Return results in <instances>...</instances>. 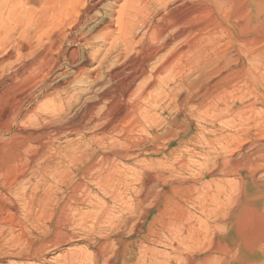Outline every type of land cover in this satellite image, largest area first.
<instances>
[{"label":"bare ground","instance_id":"6f19581e","mask_svg":"<svg viewBox=\"0 0 264 264\" xmlns=\"http://www.w3.org/2000/svg\"><path fill=\"white\" fill-rule=\"evenodd\" d=\"M245 3H247L245 0H0V235L12 234L15 227H19V232L23 230L21 226L23 223L19 221L21 217L17 216L22 213L20 212L23 210L22 206L28 214V216L26 214L27 221L33 225L35 222L38 225L41 218H46L43 215L49 213L48 218L51 222L53 212H57L58 216L54 214L57 220L54 224L52 223L57 225L55 228H59L60 225L61 227L66 224L70 225L74 221L75 218L71 217L72 220L69 223V210H81L82 212V209L86 208V211L83 212H89L83 213L84 216L91 217L96 213L93 220L95 225L91 226L97 227L98 230L102 229V223L105 220L106 224L114 222L111 217L110 219L107 217L108 220L104 217V212L107 214L108 210H112L111 204L108 205L110 201H121L122 209L119 211L122 213L127 209L131 196L135 199L136 207L139 205L142 207V204L150 196L155 200L153 206L151 205L152 208H141V210L139 208L138 214L135 212L137 217L133 215L137 219L133 220L132 225L130 224L134 217L130 218L122 213V220H119V223L121 221V227L118 226L120 230L130 226L131 231L133 230L136 235V232L143 231V224L149 218L151 210L158 209L161 206V200L168 201L170 199L168 194L171 191L175 192V187L168 186L173 182L172 176L169 178L171 171L173 173L179 167L181 169L189 166L187 156L196 158V155H200L197 157L200 158L201 164H207L210 151H215L217 156H215V160L213 159L211 167L208 169L204 166L205 169L207 168L204 170L207 171L208 179L205 181L204 179L203 181L192 180L183 186L187 189H184L186 192L190 191L189 203L192 210L198 212L199 216L187 209L186 212H188H185V216L179 215L182 210H177L179 216L174 212L177 217H170L169 213L166 215L165 211L162 213L159 211V214L152 219V221H159L158 227L153 229V236H156V240L163 236L160 231H166L171 239L174 236L177 238L174 233L184 232V235H180L178 243L175 244L176 247L173 246L174 244H170L174 250V252L170 251V254L175 253L176 255H172L171 258L164 255L163 258L168 257H165V260L157 258L156 255L152 258L149 246L145 245L139 247L136 253L134 252L136 257L129 264H181L183 260H187L186 264H242L241 259L245 253L253 255L256 252L254 243L257 240L264 243V217L260 216V212L256 211L257 209L253 206V202L261 203L264 210V183L262 184L259 180L260 176L258 181L255 177L257 168H260L256 162L264 161V139L259 140L258 145H253L256 147L255 149L248 147L249 151H246L244 148L247 149L246 146H249L248 143L251 142L248 140L252 139L249 130L244 135L240 134L241 132L239 134L233 132V130L227 132V129L201 132L200 128H208L206 120L200 124L195 122L198 118L202 120V117L207 118L211 115L213 117L222 110L230 112L229 115L238 114L236 117L239 118L238 120L234 118V115H231L236 123L239 121L238 126L240 122L243 121L242 124L245 122L247 115H243L244 117L240 121L242 114L241 117H238L240 111L236 107L237 104L234 109H231L230 103L227 102L230 107L226 104L227 94L222 95L223 89L221 91L219 88L223 87L218 84L217 79L215 78L216 80L214 79L213 82L208 80L210 72L212 73L209 68L211 64L221 60L227 65L235 56L234 52L232 56L229 55L228 50L217 51L218 47L215 46L218 42L217 39L220 38V35H216L218 29L228 36L227 39L235 40L237 38L234 36H239L241 39L238 38L237 41L239 40L240 45L243 42L246 43L243 37H246L247 28L245 27L247 24L245 23L246 26H244V22L236 23L237 20L234 21V24L232 22L241 16L242 12L245 13V9L249 5L248 3L245 8L243 6ZM239 12L241 13L238 15ZM250 12V15L248 14L250 17H257L259 14L258 12L254 14L253 10ZM247 18L249 19V17ZM252 32L254 31L252 30ZM229 39L227 41H230ZM207 41L211 45L213 43L214 46H210L209 43V46L206 45ZM239 42L237 43L239 44ZM106 45L107 47H105ZM250 50L242 53L246 63H241L240 67L243 68H239V70L242 69L244 74L242 75L247 77L250 82L256 83L255 70L260 66L262 51L259 53L257 48ZM237 57L234 58L235 62L238 60ZM217 58L218 60H215ZM230 66L232 67V64ZM222 67L225 66L223 65L219 69ZM239 70L230 68L226 72L227 75L232 76L236 72H241ZM219 71L217 70V72ZM257 72L259 71L257 70ZM245 81L247 83V80ZM227 82L229 83V81ZM218 85H220L219 88ZM236 86L238 85L235 84ZM249 86L251 87V85ZM224 90L227 92V89L224 88ZM228 91H230L229 88ZM248 91L246 90L245 95ZM233 94L235 96V93ZM238 94L240 93L238 92ZM253 95L255 97L254 92ZM229 98H232V95ZM257 99L254 100L257 101ZM251 101L250 98L247 103ZM251 105L248 106H254ZM241 107L245 106L239 108ZM245 108H247V104ZM245 108H242V111ZM249 110L251 111L252 108ZM252 112L253 115L256 113L254 110ZM231 116L230 119H232ZM224 117L221 118L224 119ZM228 120H223L222 124H225L224 121L229 122ZM230 124L229 122V126ZM245 125L247 124H244V127ZM231 126L234 127L235 123ZM212 129H216V127ZM259 135L264 136V133L261 135L259 130ZM71 136H76L78 139L70 140ZM216 140H220L221 143L214 144ZM217 144L218 146H216ZM251 144L253 143L251 142ZM230 153L234 155L229 156ZM190 162L188 161V163ZM192 163L194 164V161ZM170 167L173 169L170 170ZM240 168H247L244 175L239 174ZM153 169L159 171H153ZM199 170L200 168L197 171L199 172ZM189 172L193 173L190 170ZM233 174L241 180L245 179L246 182H250L254 188L251 197L246 199L250 207H244L242 212L233 210V208L232 210L227 208L228 211L227 209V212L225 211L226 200H230V197H227V189L229 185L233 184L228 185L226 178ZM175 175L177 176V173ZM179 176L181 175L179 174ZM172 179L174 180V178ZM90 182H93V186L96 185V187L90 189L88 187ZM52 183L54 185L49 186ZM60 183L65 184V189H61V192L60 186H57ZM234 184H236L235 181ZM53 186L56 189H53ZM38 188L40 193L36 191ZM231 189L228 193H231ZM92 191L94 192L92 193ZM58 192L61 193L59 197L55 196ZM99 192L101 194L104 192L105 196H103L108 203L106 206H100V200L99 207L95 204L97 202L92 201L94 198H99ZM236 192L238 193V191ZM186 194L188 195V193ZM186 194L184 193L182 196H187ZM193 194L198 197H194ZM242 196L245 198L244 190ZM238 198L241 197L236 199ZM106 200H104V204ZM132 202L134 203V200ZM162 204L165 206L166 203ZM49 205H53V208L50 206V210ZM129 207L131 206L129 205ZM132 208L134 207L132 206ZM19 212L20 214H18ZM67 213L69 217H66ZM81 215L79 216L81 217ZM17 217L19 220L16 219ZM61 217L66 220H61ZM67 218L69 219L67 220ZM114 218L116 219V217ZM118 219L121 218L117 217V221ZM81 220L79 221L81 222ZM23 221L25 220L23 219ZM87 223L89 224V222ZM87 223H82L84 230L79 228L82 229V232L86 231L84 225ZM106 224L104 223L105 226ZM109 225L107 226L110 228L111 225ZM115 226L117 228V225ZM211 227L214 232H227V240L226 237L216 236L214 238L215 233L210 234ZM43 228L45 229L42 232L45 233L47 226L45 225ZM109 228L105 229L109 231ZM48 230L46 231L48 232ZM107 230L106 232H108ZM60 231L57 232V235L54 234V238H46V240L49 239L47 242L52 240L53 243H51L56 246L57 244L54 242L58 239L55 236L67 237V233ZM86 232L88 233L89 230ZM86 232L84 233L86 234ZM43 233L41 236L47 235ZM122 233L113 232L111 236L115 242L109 240V243H115V245L118 243L116 250L113 251L116 254H114L113 260L105 255V252H110V250H108V239H104L97 246L87 244L94 250L92 262L91 258L90 260L86 259L90 254L87 255L85 248L83 250H85L86 257L82 256L88 262L80 261L81 256L77 252H72L65 256V262L62 260L63 264H117V260L118 262L120 260L119 264H127L122 256L126 252L128 253V246L134 243V239L132 241L125 240ZM232 234H236L240 241L234 247L233 252H229L228 237H231ZM211 235H214L212 245L215 246V250L205 256L203 254V257L200 255L199 258L184 250L188 255L183 254L184 257H180L182 251L177 245H183L188 250H199L202 246L206 247L204 246L206 241L208 243L211 241ZM17 236L22 238L20 235ZM14 238L13 240L18 239ZM68 238L71 239V237ZM68 238L66 239L68 240ZM149 239L151 238L149 237ZM97 240L99 239L97 238ZM19 242L21 243V241ZM164 242L166 243L165 240ZM207 242L206 244H208ZM159 243L162 244L163 241H159ZM165 243L162 245L166 248L168 243L166 245ZM45 245L44 241L38 244V248L33 246V253L27 258L45 254ZM9 250L7 249V252ZM261 250L264 252L263 249ZM81 252H83L82 249L79 253ZM18 255L21 256L20 253ZM248 264H256V262ZM261 264H264V261Z\"/></svg>","mask_w":264,"mask_h":264},{"label":"rangeland","instance_id":"374dc122","mask_svg":"<svg viewBox=\"0 0 264 264\" xmlns=\"http://www.w3.org/2000/svg\"><path fill=\"white\" fill-rule=\"evenodd\" d=\"M247 3H245V4H243V6L246 8V6L248 5V3H249V5H248V7L246 8L247 9V11H246V9H245V13L244 12H239L238 13V15L240 14L241 16H239L238 18H235L234 20H232V22H233V24H234V21H236V23H242V22H244L243 24H244V26H246V24H247V26L245 27V28H247V31L245 32V35H246V37H243L244 38V40H245V44H244V42L240 45V42H239V40L241 39V38H239V36H234V37H236L237 39L239 38V40L237 41V39H235V40H232V39H229L230 41H227L228 39H227V35L221 30V29H218V32L216 33V35H220L219 37L221 38H219V39H217V41L218 42H216V48H217V51H223V50H228L230 53H228L229 55H233L234 53V58L236 59V56H238L237 58H238V60H237V62H235V60H234V58L233 59H231V61H229V63L227 64V65H225V62L224 61H221V60H219V61H216L215 63H213V64H211L210 65V71H212V73L210 72V74H209V79L208 80H210L209 82H213L214 81V79L216 78L217 79V81H218V84H220L221 85V87H223V88H219L220 87V85H218V88L222 91V89H223V94L222 95H226L227 97H226V99H225V101H226V104H228V103H230V105H231V109H234V107L236 106V104L238 105V106H236V107H238V111H240L239 112V114H240V116H238V117H241V114H242V117H241V119H240V121H242V119H243V117L245 116V115H247L246 116V118H245V122H244V124H247V125H245V127H244V124H242L243 123V121H242V123L240 122V125L238 126L237 124H239V121L236 123V120H238L236 117H237V115H235V114H231V115H234V118L236 119H234L231 115H229L230 114V112L229 113H227V112H225V110H222L221 112H216L217 113V115L215 114L213 117H211V116H207V118L206 117H202L203 119L201 120V118L199 119H196V121L195 122H199L198 124H200V123H204L205 121H203V120H206V122L205 123H207L208 125V128L207 127H205V128H200V130H201V132H205V131H211V130H226L227 132H230V131H232L233 130V132H236V133H240V134H242V135H244L245 134V132L246 131H248V132H250L251 134H252V139L250 140H248L249 142L251 141L253 144H251V142L250 143H248V145L249 146H246L247 147V149L246 148H244L246 151H249L248 150V147H249V149H252L251 147H253V149H255L256 147H254V146H256V144L258 145V141L259 140H261L262 138L264 139V136L262 135L263 133H264V0H245ZM252 4H251V3ZM259 3V4H258ZM254 5V6H253ZM258 6V7H257ZM250 7V8H249ZM250 10L252 11L253 10V13L255 14V12H258L259 14H258V16L257 17H250V16H248V14L250 15ZM257 10V11H256ZM247 14V15H246ZM245 15V16H244ZM203 16V15H202ZM202 16H201V18H202ZM241 17V18H240ZM247 17H249V19L247 18ZM201 18H200V20H201ZM206 18V17H205ZM239 19H240V21H239ZM242 20V21H241ZM258 20V21H257ZM247 21V22H246ZM249 21V22H248ZM220 22V21H219ZM258 22V23H257ZM235 23V24H236ZM246 23V24H245ZM252 23V24H251ZM251 24V25H250ZM249 26V27H248ZM252 26V27H251ZM250 28H251V30H250ZM254 28V29H253ZM221 30V31H220ZM252 30L254 31V32H252ZM221 33H220V32ZM250 31V32H249ZM223 32V33H222ZM248 32V33H247ZM257 32V33H256ZM219 33V34H218ZM247 33V34H246ZM251 34V35H250ZM203 36V35H202ZM250 36H252L253 38V40L251 39V37ZM248 37V38H247ZM255 37H257V38H255ZM218 38V37H217ZM222 38H223V40H222ZM251 40H250V39ZM260 39V40H259ZM226 40V41H225ZM210 41V40H209ZM220 41H223V42H221L220 43ZM239 42V44L237 43V42ZM258 41V42H257ZM211 42V41H210ZM210 42H206L207 44L206 45H208V43H209V45L210 46H214V44L212 43V45H211V43ZM225 42V43H224ZM255 42V43H254ZM227 43V44H226ZM219 44H220V46H219ZM223 44V45H222ZM226 44V45H225ZM236 44V45H235ZM238 44V45H237ZM208 45V46H209ZM222 45V46H221ZM240 45V46H239ZM253 45V46H252ZM225 46V47H224ZM240 47V48H238V47ZM242 46V47H241ZM105 47H107V45L105 46ZM221 47H223L222 49H221ZM237 47V48H236ZM250 47V48H249ZM228 48V49H227ZM231 48V49H230ZM244 48V49H243ZM258 49V52L259 51H262V53L260 54V66H259V68L257 69L259 72H257V70H255L256 72V76H257V82L255 83H252V82H250L249 80H248V78L246 77L245 78V76H243L244 74H243V72H242V69L241 70H239V68H243V67H240V64L241 63H246V59H243V55H242V53H244V51H251L250 49ZM101 49H103V48H101ZM230 49V50H229ZM239 49H241V50H239ZM248 49V50H247ZM231 51H232V53H231ZM234 52V53H233ZM239 52V53H238ZM238 53V55H236ZM260 53V52H259ZM241 55V56H240ZM241 57H242V59H241ZM215 58V57H214ZM215 60H218V58L217 59H215ZM234 60V61H233ZM233 61V62H232ZM242 61V62H241ZM223 62H224V64H223ZM218 63H219V65H218ZM222 63V64H221ZM217 64V65H216ZM232 64V67L230 66ZM94 65V64H93ZM225 66V67H222L221 69H219V67H221V66ZM238 65V66H237ZM218 68H217V67ZM229 66H230V68L232 69V68H234V70H239V71H241V72H236L235 74H232V76L231 75H227L228 73L226 72V70H228V69H230L229 68ZM212 67V68H211ZM214 67V68H213ZM215 68H217V69H215ZM226 68H228V69H226ZM214 69L216 70L215 72H214ZM224 69H226L225 71H224ZM217 70L219 71V72H217ZM213 72H214V74H213ZM218 74H217V73ZM225 72V73H224ZM221 75H220V74ZM222 73H224L223 75H222ZM237 73H239V74H237ZM240 73H241V75L243 76H241L240 77ZM258 73V74H257ZM216 74V75H215ZM225 74H226V76H225ZM260 74V75H259ZM237 75H239V76H237ZM228 76H231V77H228ZM234 76V77H233ZM235 76H237V77H235ZM259 76V77H258ZM223 77V78H222ZM226 77V78H225ZM213 78V79H212ZM219 78V79H218ZM229 78V79H228ZM239 78V79H238ZM242 78H243V80H242ZM215 79V80H216ZM225 79V80H224ZM236 79H238V80H236ZM240 79H241V82H240ZM247 80V83H246V81L245 80ZM225 82H224V81ZM234 80V81H233ZM227 81H229V83H230V85H229V83L227 82ZM242 81H243V83H242ZM236 82V83H235ZM238 82V83H237ZM240 82V83H239ZM228 83V84H227ZM236 85H238V86H236L237 88H240V89H237L236 87H235V84ZM243 84V86H242V84ZM245 83V84H244ZM249 83V84H248ZM257 84V85H256ZM224 85H226L225 87H224ZM247 85V86H246ZM249 85H251V87L249 86ZM261 85V86H260ZM234 86V87H233ZM249 86V87H248ZM233 87V88H232ZM244 87V88H243ZM245 87H248L250 90L248 91V88H246L245 89ZM253 87V88H252ZM256 87H257V89H256ZM224 88L225 89H227V92L224 90ZM228 88H229V90L230 91H228ZM237 90H239V91H237ZM243 88V89H242ZM259 88H260V90H259ZM218 89V90H219ZM254 89V94H255V97H254V95H253V92H252V90ZM233 90H235L234 92H233ZM242 90H244V92H242ZM246 90L248 91L247 92V95H245L246 93ZM238 92L240 93V94H238ZM233 93H235V96L237 97L238 95V99L235 97V96H233L234 94ZM242 93H243V95H242ZM251 93V94H250ZM259 93V94H258ZM262 93V94H261ZM256 94H257V96H256ZM232 95V98H229L230 96ZM241 95H242V97H241ZM246 97H245V96ZM262 97H261V96ZM244 96V97H243ZM259 97V98H258ZM227 98H229L228 100H227ZM242 98V99H241ZM246 98V99H245ZM250 98H251V102H248L247 103V101H250ZM253 98V99H252ZM258 98V99H257ZM244 99V100H243ZM254 99H257V101H255ZM261 101H260V100ZM247 100V101H246ZM232 101V102H231ZM260 101V102H259ZM228 102V103H227ZM234 102V103H233ZM247 104V108H245L246 107V104ZM256 102V103H255ZM240 104H242V105H240ZM252 104V105H251ZM229 105V104H228ZM230 105H229V107H230ZM245 106V107H241V108H239L240 106ZM248 105H251V106H253V107H250V106H248ZM257 105V106H256ZM233 106V107H232ZM255 107H259L258 109L257 108H255ZM242 108H245V109H243V111H242ZM251 109L252 108V110L251 111H253L254 110V112H256V113H254V115H253V112L251 113V111L249 110V109ZM255 109H257V111H255ZM259 110V111H258ZM248 111V112H247ZM242 112V113H241ZM246 114H245V113ZM262 112V113H261ZM224 115H223V114ZM251 113V114H250ZM221 114V116H218V115H220ZM228 115V117H226ZM244 115V116H243ZM218 116V117H217ZM226 118H225V117ZM230 116H231V118L232 119H230ZM248 116H250V117H248ZM215 117V118H214ZM224 117V119H222V118ZM206 118V119H205ZM214 118V119H213ZM218 120H217V119ZM221 118V119H220ZM229 120H228V119ZM260 119V120H259ZM199 120V121H198ZM212 121V125L210 124V122ZM222 120V121H221ZM223 120H228L232 125H234V123H235V126L234 127H232L231 126V124H230V126H229V122H225L224 121V123L225 124H222L223 123ZM231 120V121H230ZM235 122H234V121ZM209 121V122H208ZM221 123H220V122ZM233 121V122H232ZM217 122H219L220 123V127H222V128H220L219 127V123H217ZM247 122V123H246ZM256 122V123H255ZM258 122V123H257ZM196 123V124H197ZM241 124L243 125L242 127H241ZM210 125V126H209ZM217 125V126H216ZM225 125V126H224ZM236 125H237V127H236ZM252 125V126H251ZM256 125V126H255ZM212 126V127H211ZM216 127V129H212V128H214V127ZM229 127V128H228ZM236 127V128H235ZM244 127V128H243ZM207 128V129H206ZM218 128V129H217ZM234 128V129H233ZM246 128H248V129H246ZM237 129V130H236ZM244 129V130H243ZM257 129H259L260 130V134L262 135V136H260L259 135V130L256 132V130ZM243 130V131H242ZM262 131V132H261ZM252 132H254V133H252ZM257 135H259L258 137H257ZM72 137V139L71 138H69L70 140H77L78 139V137L76 138V136H71ZM75 138V139H74ZM259 138V139H258ZM83 139H85V138H83ZM68 140V139H67ZM255 141V142H254ZM257 141V142H256ZM216 143H221L220 142V140H216V142H214V144H216ZM218 144L216 145V146H218ZM237 144H239V143H237ZM252 146H251V145ZM254 145V146H253ZM262 146H263V144H262ZM263 148H264V146H263ZM237 150H238V147H237ZM261 152H262V150H261ZM215 155H214V154ZM212 154V155H211ZM234 155V154H233ZM232 155V153H230L229 154V156H233ZM197 156H199L200 157V155H196V158H191V156H187L186 158H187V160L190 162H192V161H194V164L192 163L191 164V162L190 163H188V161H187V164L189 165V166H186V167H182L181 169H182V171H181V169H180V167L178 168V170H176V172H173L172 173V171H171V174L169 175V178H171V176H172V178H174V180L176 181L175 183H174V180L171 178V180L173 181V182H171V184H169L168 186H170L171 185V187H175L174 189H175V192H173V191H171L169 194H168V197L170 198L168 201H163V199L161 200V202H160V204H161V208L159 207L158 209L156 208V209H152L151 210V212H150V214H149V218L147 219V221L143 224V231H140V232H136V235L134 234V231L132 230L131 231V228H130V226H129V228H126V229H122V230H120V227H121V221H120V223H119V220H122V213L124 214V215H126V216H129L130 218H133L134 216H136L137 217V214H138V212L141 210V208H152V206H153V204H154V202H155V200H153L152 199V197H148L147 198V200H146V202L147 203H150V204H147L146 202H144L143 204H142V207H140V205L139 206H135L134 204H136V202H135V199L131 196V200H130V202L128 203V206H127V209H125L122 213L119 211L120 209H122V202L121 201H117V200H114V201H110V203L108 204L107 203V200H106V198L104 197L105 195L102 193L101 194V192H99L100 194H98L99 196V198L97 199V198H94L92 201H95V202H97V203H95L96 205H98V207H99V200L101 201V204H100V206L102 205V206H106L107 204L108 205H110L111 204V211H109L108 210V212H107V214L104 212V217L105 218H109L110 219V217L112 218V220L114 221L113 223H108V224H106L107 222H105L104 221V217H103V212H102V218H103V221H104V223L106 224V226L104 225V223H102V229H101V231H100V229H96V228H93L94 227V223H93V220L95 219V216H96V213L95 214H92L91 215V217H87V216H84L83 215V213H87V212H89V211H87V212H83V211H86V208L85 209H82V212H81V210L80 211H77V210H74V209H71V211L69 210L68 212H69V216H70V219L69 218H67V220L69 219L70 220V222L69 223H71V220H72V218L74 219V221L69 225V224H66L64 227H61V225L59 226V228L57 227V228H55L56 226L55 225H53L54 223H55V220H57V218L55 217V215H56V213L57 212H53V215H52V217L53 218H51V222L49 221V219L50 218H48L49 216V214L47 215V214H45V215H43V216H46V218L48 219V222H46V218L45 217H43V218H41L40 219V221L38 222V225H37V223L35 222L34 224L35 225H33V223H30V221H27L28 219V214H27V212H26V209L22 206V208H23V210H21L20 212H22L21 214H20V212L18 213V214H20V215H17L18 217H23L22 219L20 218V220L18 219V217L16 218L17 220H19V221H21V223H25L26 224V226H25V224H24V227H23V224L21 225L22 226V229L23 230H20V232L21 233H23V231H25L23 234H21L19 231H18V228L19 227H15V230H16V232H12V234H10L9 233V235L7 234L6 236H2V235H0L1 237H0V243H2V244H4L3 246H2V244H0V253H2V254H0V256H2V257H0V264H57V263H59V264H63L65 261H64V259L66 258L65 256H68V254H70V253H72V252H77V254L79 255V256H81V259H80V261L81 260H83L84 262H88V260H90V258H91V262H92V260H93V247L92 246H89V245H87V244H90V245H98L100 242H103L104 241V239H108V248H106V249H108V250H110V252L108 251H106L105 252V255H106V257L108 258L109 257V259H111V260H113L114 258H115V253L113 252L114 250H116V248H117V245H118V243H116V245H115V243H111V242H115V240L113 241V239H112V236L111 235H113V232L115 233V232H120V233H122L123 234V236H124V238H125V240H128V241H132V239H134V243L132 244V245H130V246H128V249H129V251H128V253L126 252L122 257L123 258H125V260L127 261V264H129V263H131L134 259H135V257H136V255H135V253H136V251L139 249V247H142V246H145V245H148L149 246V248H150V254L152 253V255L150 256V257H155V255L157 256V258H163V256L164 255H168V257H172V255L174 256V255H176L175 253H172V254H170L172 251L174 252V250H173V246H175V244L176 243H178V240H179V237H180V235H184V232H182V233H180V234H175L174 232H177V231H174L173 233H174V235H176V237L177 238H175V236H174V238L173 239H171L170 237H168V233L165 231V232H162V231H160V233L164 236H161L160 238H161V240H160V238H159V240L157 241L155 238H156V236H153L154 235V233H153V229H155V228H157L158 227V224H159V221L157 220H155V221H152V219H153V217L154 216H156L157 214H159V211H160V213H162L163 211H165V214L166 215H168V213H169V215L168 216H170V217H177V215L179 214V212L178 211H180V210H182V213L180 212V214L179 215H181V214H183L184 216H185V214L188 212V211H190V212H193V213H196L197 215H198V212H196V211H194V210H192V208H191V204L189 203V199H190V196H191V193H190V191L188 190L187 192H186V188H184L183 186L184 185H186L187 183H189V182H191L192 180H197V179H199L200 181H203V179H204V181L205 180H207L208 179V174H207V171H205L207 168L209 169L210 167H211V165L213 164V161L215 160V156H217V153H215V151H210V155H208V158H209V162L207 163V164H204L203 163V165L201 164V160H200V158L199 157H197ZM210 156V157H209ZM212 157V158H211ZM189 158V159H188ZM191 158V159H190ZM210 158H211V160H210ZM193 159H195V160H197V161H195V160H193ZM214 159V160H213ZM200 162V164H199V162ZM197 162V163H196ZM263 163V164H262ZM191 164V165H190ZM199 164V165H198ZM256 164L258 165L259 164V166H260V168L258 167L257 169V171H256V175H255V177H257V181H258V177L260 178L259 180L262 182V184L264 183V161L263 160H259V161H257L256 162ZM196 165V166H195ZM204 166H206L207 168L205 169L204 168ZM158 168V167H157ZM189 168V169H188ZM191 168V169H190ZM200 168V170L202 171V173H201V171L199 170V172L202 174V177H201V174L197 171L198 169ZM261 168H262V170H261ZM171 169H173L172 167H170V170ZM194 169V170H193ZM197 169V170H196ZM205 169V170H204ZM245 169H247V168H240L238 171H239V174L240 175H244V173H245ZM184 170V171H183ZM189 170L191 171V172H193V171H195V172H193V173H190L189 172ZM153 171H159L158 169H153ZM174 171V170H173ZM183 172H184V174H183ZM203 172H204V174H203ZM177 173V176L175 175ZM187 175H186V174ZM199 173V174H198ZM242 173V174H241ZM179 174L181 175V176H179ZM191 174V175H190ZM194 174V175H193ZM259 174V175H258ZM263 174V175H262ZM182 175H186L185 177L184 176H182ZM196 175V176H195ZM233 178H232V177ZM230 177L228 176L226 179L228 180V185L229 184H234V181H235V183L236 184H232V186L231 185H229V186H231L230 188H229V186H228V191H230L229 189H231L233 186V188H235V189H231V193H228V191H227V197L229 196L230 197V200L229 199H227L226 200V204L227 205H225V211H226V209L228 208L229 210L231 209L232 210V208H233V210H236V211H239V212H242V210H243V208L244 207H250L249 206V203L246 201V199L250 196L251 197V194H253V190H254V188L251 186L252 184L250 183V182H246V180L244 179V180H241L240 178H238L237 177V175H235V174H233V175H231ZM262 176V177H261ZM176 177V178H175ZM178 177H180V178H178ZM181 177H183V178H181ZM254 177V178H255ZM186 178V179H185ZM238 178V179H237ZM263 178V179H262ZM177 179V180H176ZM184 179H185V181H184ZM189 179V180H188ZM223 179H224V177H223ZM231 179H232V181H231ZM255 180H256V178H255ZM231 182V183H230ZM247 184H246V183ZM91 183V184H90ZM89 184H88V187L91 189H93V188H95L96 187V185L95 186H93V182H90ZM177 183H179V184H177ZM182 183V184H181ZM238 183H240V184H238ZM51 185H54L53 183L52 184H50L49 186H51ZM64 185L65 184H61L60 183V185L58 184L57 186L59 187V189H60V192H61V189L62 190H64L65 189V187H64ZM92 185V186H91ZM238 185H240L239 187H238ZM264 185V184H263ZM48 186V185H47ZM46 187V186H45ZM136 187V186H135ZM178 187V188H177ZM180 187H181V189H180ZM237 187V188H236ZM23 188H24V186L22 187V190H23ZM253 188V189H252ZM53 189H56V188H54V186H53ZM184 189H186V190H183ZM237 189H239V190H237ZM21 189H20V191H22ZM180 190V191H179ZM182 190V191H181ZM243 190L245 191V198H243V196H242V194H243ZM37 193H40L41 191H40V189L38 188L37 190ZM57 191H59V190H57ZM179 191V192H178ZM236 191H238V193L236 192ZM23 192V191H22ZM60 192H58V194L56 193V195L55 196H57V197H59L60 195H61V193ZM94 191H92V193H93ZM180 193V194H179ZM186 194V193H188V195L187 196H182L183 194ZM234 193V194H233ZM247 193V194H246ZM63 194H64V192H63ZM174 194V195H173ZM236 194H239V195H236ZM93 195V194H92ZM101 195V196H100ZM104 195V196H103ZM175 195H178V196H175ZM194 195V197H198V195H196V194H193ZM196 195V196H195ZM201 195V194H200ZM200 195H199V197H200ZM234 195H236V196H234ZM241 195V196H240ZM107 196V195H106ZM233 196V197H232ZM180 197V198H179ZM228 197V198H229ZM237 197H241V198H238L239 199V201H238V199H236ZM133 198V199H132ZM182 198V199H181ZM188 198V199H187ZM201 198V197H200ZM233 198H235L234 200H233ZM149 199V200H148ZM152 199V200H151ZM185 199H187L186 201H185ZM241 199V200H240ZM104 200H106V203L104 204ZM132 200H134V203L132 202ZM175 200H176V202H175ZM178 200V201H177ZM229 200V201H228ZM117 201V202H116ZM150 201V202H149ZM186 202V205H185V202ZM232 201H233V203H232ZM236 203H235V202ZM103 202V203H102ZM118 202H120V203H118ZM166 203L165 204V206L162 204V203ZM179 202V203H178ZM187 202H188V204H187ZM237 202H239V203H237ZM133 203V204H132ZM229 203V204H228ZM247 203V204H246ZM114 206H113V205ZM146 204H147V206H146ZM181 204H183L184 205V207H182L183 205H181ZM233 204V205H232ZM238 204V205H237ZM258 204V205H257ZM129 205L132 207H134V208H132L131 209V207H129ZM150 205V206H149ZM152 205V206H151ZM174 205V206H173ZM231 205V206H230ZM50 206H51V208H53L52 206L53 205H49V210L51 209L50 208ZM113 206V207H112ZM143 206H146V207H143ZM227 206V207H226ZM252 206V205H251ZM253 206H255V208L257 209L256 211H258V212H260L259 213V215L260 216H262V217H264V210L262 209V204L260 203H258V202H253ZM97 207V210L99 209ZM119 207V208H118ZM166 207V208H165ZM169 207V208H168ZM188 207V208H187ZM230 207V208H229ZM234 207H235V209H234ZM240 207V208H239ZM90 208V207H89ZM88 208V209H89ZM139 208H140V210H139ZM172 208V209H171ZM176 210H175V209ZM182 208V209H181ZM239 208V209H238ZM87 209V210H88ZM92 209V208H91ZM164 209V210H163ZM166 209V210H165ZM184 209V210H183ZM188 209V211L186 212V210ZM228 209H227V211H228ZM73 210V211H72ZM90 210V209H89ZM133 210V211H132ZM137 210H138V212H137ZM171 210H173V211H171ZM178 210V211H177ZM23 211H25V212H23ZM74 211H75V213H74ZM118 211V212H117ZM132 211V212H131ZM226 211V212H227ZM50 212V211H49ZM71 212V213H70ZM73 212V213H72ZM77 212H81L80 214H82L81 215V217L79 216L80 214L78 213L77 215L79 216H77L76 215V213ZM110 212V213H109ZM137 214H136V213ZM174 212H176L177 213V215H175L174 214ZM184 212V213H183ZM186 212V213H185ZM23 213H25L23 216H22V214ZM109 213V214H108ZM117 213H118V215H117ZM126 213V214H125ZM155 213V214H154ZM172 213V214H171ZM26 214H27V216H26ZM71 214V215H70ZM75 215V216H73V215ZM121 214V215H120ZM174 214V215H173ZM109 215V216H108ZM111 215V216H110ZM114 215H116V216H114ZM120 215V216H119ZM134 215V216H133ZM178 215V216H179ZM183 215H181V216H183ZM236 215V214H235ZM56 216H58V215H56ZM68 216V213H67V216L66 217H69ZM83 216V217H82ZM199 216V215H198ZM25 217V218H24ZM72 217V218H71ZM84 217H85V219H86V221H85V219H84ZM93 217V218H92ZM114 217H116V219L114 218ZM117 217L118 218H121V219H118V221H117ZM136 217H134L133 219H132V221H131V224L130 225H132V223H133V220L135 221L137 218ZM77 218H81V219H83V220H81V219H79V220H81V222L77 219ZM90 219V220H88V219ZM108 218H107V220H108ZM201 218H202V216H201ZM23 219L25 220V221H23ZM46 219V220H45ZM77 219V220H76ZM61 220H63V221H65L66 219H64V218H62L61 217ZM117 222H116V221ZM44 221V222H43ZM54 221V222H53ZM75 221H76V223L79 221V223H75ZM92 221V223L90 224V222ZM102 221V222H103ZM46 222V223H45ZM87 222H89V224L87 223ZM158 222V223H157ZM28 223H30V224H28ZM40 223H42V224H40ZM53 223V224H52ZM84 223H87V224H85L84 225V227H86V231H88L89 230V232L87 233L86 231H81L83 228V224ZM118 223V224H117ZM79 224H81V225H79ZM112 226H110V225ZM117 225V228H116V226L115 225ZM151 224H153V225H151ZM30 225V226H29ZM41 225V226H40ZM47 226V229L46 230H48V228L50 229L51 228V230H48V232L45 230V233H43L44 232V229L46 228H43L44 226ZM50 225V226H49ZM67 225H69V226H67ZM76 225H77V227H76ZM79 225V226H78ZM93 227H92V226ZM104 225V226H103ZM107 225H109L110 226V228L107 226ZM114 225V226H113ZM120 225V227H118ZM34 226V227H33ZM39 226V227H38ZM53 226V227H52ZM91 226V227H90ZM149 226V227H148ZM157 226V227H156ZM30 227V228H29ZM60 227H61V229H60ZM145 227H147V228H145ZM150 227H152V228H150ZM17 228V229H16ZM25 228V229H24ZM32 228H34V229H36V228H38V229H36V230H34V229H32ZM40 228H42L41 230H40ZM73 228V229H72ZM79 228H82L81 230L79 229ZM88 228V229H87ZM105 228H109V231L107 230V229H105ZM117 230H116V229ZM119 228V229H118ZM212 228V227H211ZM211 228H210V231H211V233L210 234H214L215 233V236H214V238L216 237V236H219V237H221V238H224V237H226V240H227V232H214L213 231V228H212V230H211ZM52 229H54V230H52ZM85 229V228H84ZM83 229V230H84ZM92 229H94L93 231H92ZM105 229V230H104ZM152 229V230H151ZM28 230V231H27ZM31 230V231H30ZM56 230H58V231H60V232H63V233H67V237H58V236H55L58 240H56L54 243H56L57 245L55 246V244L53 245L52 243V240L48 243L47 241L49 240V239H47L46 240V238H51V237H53L54 238V234H56L57 235V232L58 231H56ZM103 230V231H102ZM106 230L108 231V232H106ZM30 231V232H29ZM43 231V232H42ZM52 231H53V233H52ZM54 231H56V232H54ZM92 231V232H91ZM95 231H97V232H95ZM100 231V232H99ZM105 231V232H104ZM126 231H127V233H126ZM148 231V232H147ZM212 231H213V233H212ZM19 232V233H18ZM37 232V233H36ZM84 232H86V234H88V235H86ZM91 232V233H90ZM95 232V233H94ZM110 232V233H109ZM13 233H14V235L15 234H17V235H20V237H22V238H18L19 236H15V238H18V239H15L14 238V235H13ZM47 234V235H44V236H41V234ZM53 234V236H52V234ZM71 233V234H70ZM159 233V234H160ZM70 234V235H69ZM76 234V235H75ZM81 234V235H80ZM103 234H104V236L106 237H104L103 236ZM107 236H106V235ZM148 234V235H147ZM23 235V236H22ZM69 235V236H68ZM87 237H86V236ZM89 235H91L89 238H88V236ZM135 235V236H134ZM142 235H144V236H142ZM9 236H12V237H9ZM33 238H32V237ZM35 236H37L36 238H35ZM111 236V237H110ZM147 236H148V238H147ZM213 236L211 235V241H209V243L208 244H206V242L204 243V246H206V247H200L199 248V250L198 249H196V250H188L187 248H184V246L183 245H181V246H179V245H177L178 246V248H180V251H182V253H181V256L180 257H184L183 256V254L184 255H188V254H194V256L195 257H198L199 258V256L201 255L202 257H203V254H204V256L205 255H207V254H209L212 250H215V246L214 245H212V242H213ZM27 237V238H26ZM31 237V238H30ZM44 237V238H43ZM68 237H71V239L70 238H68ZM103 237V238H102ZM138 237V238H137ZM149 237L151 238V239H154V240H151V239H149ZM168 239H167V238ZM7 238V239H6ZM10 238H12V239H10ZM13 238L15 239V240H13ZM65 238V239H64ZM66 238H68V240L66 239ZM87 238V239H86ZM94 238V239H93ZM97 238L99 239V240H97ZM166 241V243H168L169 244V247H168V244L166 245V243L164 242V240ZM167 240H166V239ZM229 239H228V241H229V244H227V248H228V251L229 252H233V249H234V247L237 245V243L240 241V238H238V236L236 235V234H232L231 235V237H228ZM231 238V239H230ZM10 240V242H9V240ZM20 239V240H19ZM22 239H24V240H22ZM27 239V240H26ZM61 239V240H60ZM90 239H91V241H90ZM131 239V240H130ZM144 241H142V240ZM148 239V240H147ZM4 240V241H3ZM5 240H8V241H5ZM13 240V241H12ZM32 240V241H31ZM39 240V241H38ZM41 240H42V242H44L45 241V246H44V249H46L44 252H45V254H40V256L38 257H35V258H27L28 256H30L32 253H33V248L34 247H39L38 246V244H40V243H42L41 242ZM66 242H65V241ZM89 242H88V241ZM109 240L111 241L110 243H109ZM170 240V241H169ZM173 240H175L174 242H173ZM177 240V241H176ZM15 241V242H14ZM19 241H21V243L19 242ZM25 241V242H24ZM28 241V242H27ZM61 241V242H60ZM63 241V242H62ZM99 241V242H98ZM140 241V242H139ZM149 241V242H148ZM154 241V243H152ZM159 241L160 242H162L163 241V245H164V243H165V245H166V248H165V246L163 247V245L161 244V243H159ZM5 242V243H4ZM7 242V243H6ZM30 242V243H29ZM37 242H38V244H37ZM52 242V243H51ZM97 242V243H96ZM138 242V243H137ZM142 242V243H141ZM158 243V244H155V243ZM14 243V244H13ZM92 243V244H91ZM140 243H141V245H140ZM143 243H145L144 245H142ZM148 243V244H147ZM172 243V244H171ZM259 245H258V244ZM8 244V245H7ZM19 244H21V245H19ZM25 244V245H24ZM27 244V245H26ZM37 244V245H36ZM49 244V245H48ZM173 245V246H171V245ZM262 244V245H261ZM7 245V247H5ZM19 245V246H18ZM29 245H30V247H29ZM36 245V246H35ZM48 245V246H47ZM155 245V246H154ZM1 246H2V248H1ZM24 246H26V247H24ZM34 246V247H33ZM64 246V247H63ZM110 246H111V248H112V246H114L113 248H112V251H111V248H110ZM116 246V247H115ZM137 246H138V248H137ZM183 246V247H182ZM258 246V247H257ZM5 247V248H4ZM22 247H24V248H22ZM78 247V248H77ZM80 247V248H79ZM156 247V248H155ZM171 247V248H170ZM176 247V246H175ZM254 247H255V249H256V252L253 254V255H250V254H244V256H245V258H244V256L242 257V261H243V263L242 264H248V263H254V262H256V264H261V263H263V261H264V252L261 250V249H263L264 250V243L262 242V241H259V240H257L255 243H254ZM262 247V248H261ZM9 250V248H11L10 250H9V252H7V249ZM13 248H14V250H13ZM36 248V249H37ZM77 250H76V249ZM86 248V251L85 250H83V249H85ZM135 248V249H134ZM153 248H155V249H153ZM162 248V249H161ZM257 248H259V249H257ZM25 249V250H24ZM32 249V250H31ZM71 249V250H70ZM81 249H82V251L83 252H81V253H79L80 251H81ZM119 249V248H118ZM132 249V250H131ZM156 250V251H153V250ZM159 249V250H158ZM162 250V252H161V250ZM171 249V250H170ZM203 249V250H202ZM5 250H6V252H5ZM11 250H13L12 252H11ZM23 250H24V252L26 253H24L23 252ZM63 250H64V252H63ZM68 250V251H67ZM74 250H76V251H74ZM80 250V251H79ZM184 250H186L185 252L186 253H188V254H186L185 252H184ZM259 250V251H258ZM47 251V252H46ZM71 251V252H70ZM84 251L87 253V255H89V256H87V257H89V258H86V259H88V260H86L85 259V257H86V255H84L85 253H84ZM89 251V252H88ZM164 251V252H163ZM171 251V252H170ZM190 251V252H189ZM16 252V253H15ZM91 252H92V254H91ZM135 252V253H134ZM153 252H154V254H153ZM157 252V253H156ZM159 252V253H158ZM165 252H166V254H165ZM168 252V253H167ZM184 252V253H183ZM228 252V253H229ZM7 253V254H6ZM21 254V256L20 255H18V254ZM25 255H24V254ZM29 253V254H28ZM89 253V254H88ZM107 253V254H106ZM110 253V254H109ZM156 253V254H155ZM160 253H164L163 255L162 254H160ZM13 254V255H12ZM65 254V255H64ZM112 254V257H110V255ZM115 254V255H114ZM159 254V255H158ZM221 254V253H220ZM3 255H6V256H3ZM63 255V256H62ZM85 256V257H83V256ZM149 255V254H148ZM161 255V256H160ZM171 255V256H170ZM222 255V254H221ZM42 256V257H41ZM200 256V257H201ZM4 257V258H3ZM10 257V258H9ZM15 257V258H14ZM17 257H18V259H17ZM26 257V258H25ZM41 257V258H40ZM149 257V256H148ZM165 257H167V256H165ZM165 257L163 258V260H165ZM167 257V258H168ZM253 257V258H252ZM2 258V259H1ZM23 258V259H22ZM37 258V259H36ZM40 258V259H39ZM166 258V259H167ZM255 258V259H254ZM4 259V260H3ZM33 259V260H32ZM55 259V260H54ZM116 259H117V256H116ZM7 260V261H6ZM30 260V261H29ZM58 262H57V261ZM62 260L64 261V262H62ZM132 260V261H131ZM82 261V262H83ZM89 261V262H90ZM187 261V260H186ZM186 261L185 260H183L182 262H181V264H186ZM62 262V263H61ZM119 262H120V260H119ZM119 262H118V260H117V264H119ZM137 264H140V263H137Z\"/></svg>","mask_w":264,"mask_h":264}]
</instances>
